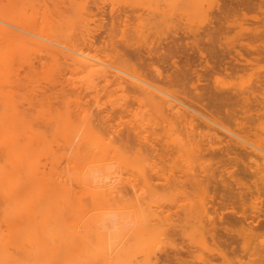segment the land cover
Returning a JSON list of instances; mask_svg holds the SVG:
<instances>
[{"label":"rangeland","instance_id":"1","mask_svg":"<svg viewBox=\"0 0 264 264\" xmlns=\"http://www.w3.org/2000/svg\"><path fill=\"white\" fill-rule=\"evenodd\" d=\"M71 1L15 0L16 7L19 3L22 4H19L20 12L24 9L29 20L33 17L31 24L33 22L37 29H44V32L54 35L61 31L58 32L59 36L56 35L57 38L73 43L77 41L76 45L79 48L84 46L77 33L82 31L81 25L83 28L88 26L90 30L88 37L92 42L85 46L84 50L102 60L110 71L114 69L109 68L107 64L113 66L116 62L113 53L110 52L111 46L122 43L124 40L122 30L128 34L136 29L138 31L136 33L143 35L145 40L138 43L141 45L142 54L147 56L148 49L155 47L156 49L153 48L156 50L155 56L159 55V59L153 58L143 65L132 61L127 65L128 70L142 74H157L158 69L162 75L179 71L183 74V79L182 83L170 88L174 96L187 102L200 113L208 115L211 112L221 125L240 132L241 135H247L257 146H264V0H76L77 3L75 0ZM16 9L15 12H19ZM68 15L74 16L69 19ZM61 17L65 19L62 20ZM73 18L78 19V22H75L76 26L80 27L75 28ZM39 19L44 20L41 22L42 25ZM64 23L66 25H63ZM66 31L68 35L64 34ZM33 53L29 52V55L27 53L24 57L16 55L9 68L11 72L0 77V93L11 99L13 108L19 116L32 122L31 129L48 137L45 140L48 143H45L43 150L40 149V154H37L41 168H45L40 164L43 160L44 164L47 161L49 163L50 152H61L60 141L54 138L52 130H49L50 127L45 125L43 120L50 114L55 117L54 111L60 109L61 112V108L64 109L63 102L73 110L76 109L74 106L76 102L83 107L89 106L93 110V118L99 113L98 116L109 119L108 125L111 126V130H115L114 134L125 129L132 121L133 117L128 112L121 115L107 113L112 102L121 99L119 101L122 103L126 97L122 100L120 92L113 95L108 93L109 88H103L102 79L94 80L74 75L69 66L58 74L57 70L48 72L45 53L37 52L35 55ZM22 57L27 58L23 61ZM166 58L167 61L174 60L177 67L164 62ZM196 75L200 76L199 79ZM79 79L82 81L76 82ZM64 87L67 89L64 90ZM69 88L73 97L68 91ZM234 92L236 95L239 94L238 104L241 105L237 107L240 108L246 99L250 107L247 115L252 113L247 119L243 118L246 114L241 113V108L236 107L240 114L238 113L239 118L235 123L225 116L227 108L214 112L210 103L212 102L210 97L215 93L233 95ZM67 99L70 100L67 102ZM127 100L131 101L128 97ZM115 109L118 110V107ZM42 110L44 112H41ZM2 112L0 108V113ZM193 113L196 120L194 128H198L194 129V132L212 135L210 139L201 137L204 139L201 143L203 144L201 158L176 157L172 163L163 157L161 161L157 158L155 162L149 160L141 164H128L125 167L114 165L112 169L106 171L113 177L115 190H120L107 199L91 197L89 187L80 181L74 185L79 197L75 210L80 230H0V264H176L164 259L166 254H172L176 250H182L180 251L182 258L191 264L207 262L250 264L247 250L250 247H262L264 230H233L235 235L238 233L236 235L238 237L232 243L235 251H230L222 244L212 241L206 230H198L194 221L199 219V215L188 217L191 215L187 209L190 204L198 205L201 198L205 199L208 194L218 197L228 191L227 182H230L228 175L218 170L225 166L240 176L244 165L239 157L241 161L245 160L244 155L250 150L234 146L229 139L232 136L230 133L208 122L198 112ZM205 122L211 124L210 127L206 126ZM214 135L216 136L213 139ZM158 139L155 141L157 147L163 144L161 141L158 145ZM231 147L236 149H233L235 152ZM201 162L205 166L212 163L213 166L219 167L215 170V177L208 171L198 170L202 166ZM47 168L49 169V166L45 168L46 171ZM94 175L90 181L91 184L94 183L90 186L91 189L98 187L95 181L99 180V176ZM243 176L241 175L244 182L251 185L254 178L246 174ZM221 179L224 181L226 179L224 185ZM252 201L256 200L247 195L245 205L239 204L236 209L239 211L241 206L240 210L244 208L241 211L247 210L249 213L252 209L248 207ZM184 218L185 221L191 222L182 230H172L171 223ZM99 221L108 223V229L83 230L84 226L91 225L94 228L95 224L100 225ZM256 257L254 255L251 258Z\"/></svg>","mask_w":264,"mask_h":264},{"label":"bare ground","instance_id":"2","mask_svg":"<svg viewBox=\"0 0 264 264\" xmlns=\"http://www.w3.org/2000/svg\"><path fill=\"white\" fill-rule=\"evenodd\" d=\"M75 2L77 3L76 0ZM16 4L15 0H7V2L0 0V77L11 72L9 68H11V62L16 59V55L24 57L27 53L29 55V52H44L46 55L44 58L47 57L48 72L49 70H57L58 74L69 66L74 71V75H81L94 80L102 79L104 82L103 88H109L108 93L110 92L113 95L120 92L122 95H120V98L123 97L122 100L124 97L127 100L128 97L131 101L127 100L128 102H126L125 100L121 103L119 101L121 99H117L116 102H112L109 107L110 111L107 113L109 115H121L123 112H128L133 119L125 129L114 134L115 130H111V126L109 127L108 125L109 119L98 116L99 113L93 118V110L89 106L83 107L79 102H76L74 105L76 109L73 110V108L70 109L66 102H63L64 106L59 103L60 106L64 107V109L60 107L61 112H59L60 109L52 111L53 114L55 113V117L50 114L45 120L42 119L43 123L50 127L49 130H52L54 138L60 141L59 148L61 149L60 153L50 152L49 163L47 161L44 164V160L40 163L45 168L49 166V169L47 168L48 171H46L45 168L43 169L39 165L40 161L37 154L40 149L43 150L42 147H45V143H48L47 141L45 142L48 137L46 138L40 132L31 129L32 122L26 121L19 116L13 108L14 104L11 99L0 93V108L3 110L0 113V230H80L75 210L79 197L74 189V185H77L80 181H83L89 187L88 190L91 197L107 199L108 196H114L120 190H115L116 186L115 183L113 184V177L109 176L110 173L108 174L106 171L112 169L114 165L125 167L128 164H141L149 160L155 162L157 158L160 160L163 157L164 160L172 163L176 157L197 159L198 156L200 157L203 154L201 148L203 144L201 143H203L202 140L204 139H201V137L210 139L212 135L196 134L194 132L196 120L193 112L195 111L208 122L217 125L228 132V134L230 133L232 136L229 139L234 146L250 149L244 155L245 160L241 161V157H239L240 159L236 157V159L238 158L240 162H243L244 166L241 168L243 174L252 176L254 179H252L251 185L247 184L242 179L244 177L242 172L240 173L241 177L232 169H227L225 166L224 168L220 167L218 171L228 175V181L230 182H227V186L229 188L225 185L228 191L219 193L218 197L208 194L205 199L201 198L198 205L195 202V204H190L187 209L191 212V217H188L193 218L199 215V219L194 221L198 226V230H206L212 241L222 244L229 248L230 251L234 250L235 246L232 243L238 237H236L238 233L235 235L233 230H264V146H257L252 143L247 135H241L239 134L240 132L230 130L225 125H221L211 112V114L209 113L210 115L200 113L187 102L174 96L170 88L178 85V83L180 84V82L182 83L183 74L179 71L162 75L158 69H156L157 74H142L128 70L127 65L132 61H137V63L143 65L153 58L159 59V55L155 56V47H153L154 49H148L147 56L142 54L141 45L138 43L145 41L143 35L136 33L138 32L136 29L134 30L135 32L128 34L122 30L124 40L120 45H112L110 49L116 60L113 66L107 64L109 68L114 69L110 71L102 60L89 55L84 50L85 46L92 42L88 37L90 35L88 26L83 28V25L79 24L82 31L78 32L77 35L81 38L84 46L79 48L76 45L77 41L73 43L57 38L56 35L59 36L58 32L61 31H57V34L55 33L54 35L53 33L44 32V29H37L33 22L31 24L33 17L29 20L30 18L28 19V16H25L24 9L21 12L19 11L20 3L17 7ZM15 9L19 12L16 13ZM87 9L89 10V8ZM74 15H68V18ZM79 15L81 16V14ZM63 18L61 17L60 19L63 20ZM44 20L39 19L40 23ZM57 21L59 20L57 19ZM75 21L78 22V19L74 20L75 25L71 24L75 28L80 27L76 26ZM65 22L68 21L65 20ZM46 24L48 25V23ZM47 25L46 28L49 27ZM63 25L66 24L64 23ZM53 29L57 28L53 27ZM64 34L68 35L67 31ZM73 36H75V32ZM134 44L137 45L135 46ZM170 61H167L166 58L164 62L170 63L171 66H176L174 60ZM147 64L151 65V63ZM196 76L199 79L200 76ZM81 81L79 79L76 82L79 83ZM73 88L75 89L74 86ZM65 89L67 88L64 87ZM68 91L71 92L70 95L72 96V90L69 88ZM69 92L67 93L66 91L65 93L69 94ZM74 92L76 91L74 90ZM238 95L236 93L233 95L215 93L213 97L211 95L210 99L212 102L210 103L215 110L214 112H220L222 108H227L226 110L224 109L225 116L232 119L235 123L239 118V112L237 111V108H239L237 107L239 105ZM68 100L70 99H67V102ZM244 101L245 103H242L243 105L239 109L241 113L246 114L243 118L246 117L247 119L252 113L247 115L250 107L246 103L248 100L244 99ZM116 107H118V110L115 109ZM41 112H44V110ZM56 113L58 114L56 115ZM217 119L220 120L219 117ZM205 125L210 127L211 124L205 122ZM195 130H198V128ZM149 136L153 138H149ZM157 139L158 145L163 141V144H160L159 147L155 143ZM231 143L229 144L231 145ZM41 153L44 154L43 152ZM165 157L168 158L165 159ZM203 165L202 163L198 170L208 171L212 177H215V170L219 169V167L213 166L212 163L211 165H204V167ZM94 174L99 176V180L95 181L98 187H92L91 189L90 186L94 183L91 184L90 181L91 177L95 176ZM221 180L224 185L226 179L225 181ZM233 185L236 187H233ZM85 188L87 189V187ZM133 193L135 194V192ZM247 195L256 200L252 201L248 207L254 211L249 210V213H247V210H245L246 212L241 211L244 209L240 210L241 206L238 211L236 207L239 204L245 205ZM185 218L184 220L178 219L177 222H172L170 225L172 230H182L186 224L191 222L185 221ZM104 221L106 220L104 219ZM107 224L105 222L100 225L95 224L94 228L91 225L89 227L84 226L83 230H107ZM180 251L182 250L166 254L164 259L170 263L191 264L182 258ZM247 251L250 257V264H264V244L262 247H250ZM254 255L257 257L251 258ZM206 264L209 263L207 262Z\"/></svg>","mask_w":264,"mask_h":264}]
</instances>
